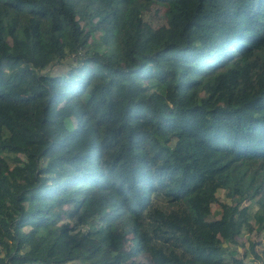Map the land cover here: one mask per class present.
Segmentation results:
<instances>
[{
  "label": "trees",
  "instance_id": "obj_1",
  "mask_svg": "<svg viewBox=\"0 0 264 264\" xmlns=\"http://www.w3.org/2000/svg\"><path fill=\"white\" fill-rule=\"evenodd\" d=\"M250 224L264 0H0V264H264Z\"/></svg>",
  "mask_w": 264,
  "mask_h": 264
},
{
  "label": "rangeland",
  "instance_id": "obj_2",
  "mask_svg": "<svg viewBox=\"0 0 264 264\" xmlns=\"http://www.w3.org/2000/svg\"><path fill=\"white\" fill-rule=\"evenodd\" d=\"M160 10H157L155 6H152L151 9H148L144 13V20L148 23L153 24L154 26H159L163 23L161 18V13L164 8L159 7ZM70 126V125H69ZM24 184H31L32 179L29 175H25L22 179ZM225 203V197L222 196V193H218L215 204L212 206V209H220V207ZM219 207V208H218ZM258 207V203L255 198L251 201H247L241 204V210L248 216L252 215L253 212ZM219 218V215L216 217ZM264 230H261L260 227L256 225L250 224L249 226H245L242 231L236 236L234 241L227 246L234 251L231 257H235L236 259L243 258L245 262H256L259 263V259L256 257L257 254L264 252ZM251 241H255V246L253 250L249 252L248 243ZM230 256L226 257V261H229ZM217 264H222L221 261L217 262ZM227 264V262H225ZM229 264H232L229 262Z\"/></svg>",
  "mask_w": 264,
  "mask_h": 264
}]
</instances>
